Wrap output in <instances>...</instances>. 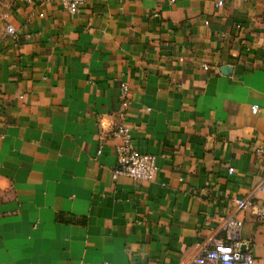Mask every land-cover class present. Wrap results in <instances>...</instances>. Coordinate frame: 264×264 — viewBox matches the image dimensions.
Instances as JSON below:
<instances>
[{"label":"crops","instance_id":"1","mask_svg":"<svg viewBox=\"0 0 264 264\" xmlns=\"http://www.w3.org/2000/svg\"><path fill=\"white\" fill-rule=\"evenodd\" d=\"M263 179L264 0H0V264H187L231 215L264 264Z\"/></svg>","mask_w":264,"mask_h":264},{"label":"built area","instance_id":"2","mask_svg":"<svg viewBox=\"0 0 264 264\" xmlns=\"http://www.w3.org/2000/svg\"><path fill=\"white\" fill-rule=\"evenodd\" d=\"M31 4H54L67 11L69 14H77L83 6V0H27ZM5 32L10 39H15V29L7 25ZM204 67V70H207ZM127 87L121 88V106L127 108L126 101ZM259 107L252 106L251 113L257 114ZM114 136L121 139V144L115 148L116 167L113 171L114 177L122 175L132 180L143 183L153 182L158 167L156 157L148 153H142L136 150L131 144V135L129 128L125 125L117 127ZM232 169L228 172L232 173ZM258 191L264 195V179L258 187ZM237 213L249 210L251 215L258 223H264V205L254 204L250 198H237L234 200ZM242 221L237 219L236 215H231L224 219L222 231L225 234L224 239H217L199 249L193 258L187 264H253V258L248 251L240 250L239 231ZM109 264V263H103Z\"/></svg>","mask_w":264,"mask_h":264},{"label":"water","instance_id":"3","mask_svg":"<svg viewBox=\"0 0 264 264\" xmlns=\"http://www.w3.org/2000/svg\"><path fill=\"white\" fill-rule=\"evenodd\" d=\"M230 71H231V68H229V67H227V66H224V67L221 68V72H222L223 74H225V75L229 74ZM240 250H241L242 252H244V251L246 250V245H245V244L241 245Z\"/></svg>","mask_w":264,"mask_h":264}]
</instances>
